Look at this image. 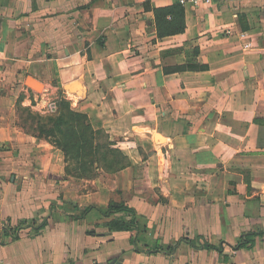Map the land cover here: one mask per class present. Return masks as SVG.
<instances>
[{"label": "crops", "instance_id": "obj_1", "mask_svg": "<svg viewBox=\"0 0 264 264\" xmlns=\"http://www.w3.org/2000/svg\"><path fill=\"white\" fill-rule=\"evenodd\" d=\"M175 6L0 0V264H264V0L182 6L184 31L159 36ZM73 81L71 108L125 168L78 181L18 124L19 107L39 112ZM111 202L136 228L103 225L127 220L102 214ZM74 205L94 208L74 219Z\"/></svg>", "mask_w": 264, "mask_h": 264}, {"label": "trees", "instance_id": "obj_2", "mask_svg": "<svg viewBox=\"0 0 264 264\" xmlns=\"http://www.w3.org/2000/svg\"><path fill=\"white\" fill-rule=\"evenodd\" d=\"M177 5L165 10L175 9L177 17L173 19L172 23H168V30H159V36L178 34L184 31L185 23L182 6L178 3ZM160 11L162 10H157V14ZM191 68L205 70L207 66L192 65ZM18 110L28 114L32 113L39 118L35 126L37 134H33V136L44 138L60 149L64 154L66 173L75 178H81L85 175L90 179L96 177L99 170L114 173L129 165L128 158L118 148L114 147V143L109 140L107 134L103 130H94L89 123L87 115L72 109L70 103L66 100H61L58 103V110L54 114L37 116V113H40H34L30 107H19ZM71 162L73 167L69 169ZM74 207L80 211L79 215H72L74 219L85 217L94 208L93 206L79 208L77 205H74ZM112 213H122L127 220L114 219L104 223L103 225L110 231H130L136 228L135 219L137 215L134 209L122 203L111 202L107 210L102 212V214L109 216ZM47 224V219L42 220L38 225H36L34 220H22L14 227L6 224L2 228V234L11 237L12 240H16L19 238L20 231L27 226H30L34 233H38ZM93 232L92 230L87 231L89 234ZM131 241L134 243V238ZM243 246H246V244L241 242L234 248Z\"/></svg>", "mask_w": 264, "mask_h": 264}, {"label": "built area", "instance_id": "obj_3", "mask_svg": "<svg viewBox=\"0 0 264 264\" xmlns=\"http://www.w3.org/2000/svg\"><path fill=\"white\" fill-rule=\"evenodd\" d=\"M178 4L181 6L192 5V6H200V5H210L213 3L217 4H228L231 2H235L237 0H176ZM44 104L41 106L39 112L42 114H54L58 110V103L61 100L71 101L70 95L67 91L64 94H48V92L43 93L42 97Z\"/></svg>", "mask_w": 264, "mask_h": 264}, {"label": "rangeland", "instance_id": "obj_4", "mask_svg": "<svg viewBox=\"0 0 264 264\" xmlns=\"http://www.w3.org/2000/svg\"><path fill=\"white\" fill-rule=\"evenodd\" d=\"M67 101V100H66ZM69 102V101H68ZM70 107H71V105H70ZM74 108V107H73ZM36 111H34V113H35ZM40 116L41 115V113L40 114H38L37 113V116ZM44 115V114H43ZM43 115H41V116H43ZM18 117H19V119L17 120V122H18V124L25 130H27L29 133H31L32 135L33 134H37V131H36V129H35V126H36V124H37V122L39 121V118L38 117H35V115L34 114H32V113H30V114H28L27 112H24V111H21V110H18ZM38 118V119H37ZM24 126V127H23ZM36 137V136H35ZM59 151L63 154V152L59 149ZM63 156H64V154H63ZM66 163V162H65ZM72 165V162H71V164L69 165V169L71 168V167H73V166H71ZM65 166H66V164H65ZM68 174V173H67ZM69 175V174H68ZM86 179H88L85 175H83V177H81V178H79V180L78 181H83V180H86ZM83 183H85V182H83Z\"/></svg>", "mask_w": 264, "mask_h": 264}, {"label": "water", "instance_id": "obj_5", "mask_svg": "<svg viewBox=\"0 0 264 264\" xmlns=\"http://www.w3.org/2000/svg\"><path fill=\"white\" fill-rule=\"evenodd\" d=\"M30 81L29 86H32V80L31 78L28 79ZM74 88H78L81 90V85L78 81H73L71 83H68L64 86V90L68 91V92H73ZM82 91V90H81ZM98 264H103V263H98ZM106 264H119V261H117L116 259H112L111 261H109Z\"/></svg>", "mask_w": 264, "mask_h": 264}]
</instances>
